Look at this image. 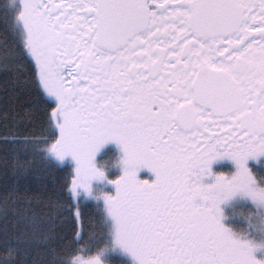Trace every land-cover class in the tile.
<instances>
[{
  "label": "snow or ice",
  "instance_id": "snow-or-ice-1",
  "mask_svg": "<svg viewBox=\"0 0 264 264\" xmlns=\"http://www.w3.org/2000/svg\"><path fill=\"white\" fill-rule=\"evenodd\" d=\"M257 251L264 0H0V264Z\"/></svg>",
  "mask_w": 264,
  "mask_h": 264
},
{
  "label": "flooded vegetation",
  "instance_id": "flooded-vegetation-1",
  "mask_svg": "<svg viewBox=\"0 0 264 264\" xmlns=\"http://www.w3.org/2000/svg\"><path fill=\"white\" fill-rule=\"evenodd\" d=\"M213 167L215 168L216 171L230 172V171L234 170V166L231 164L230 161L227 163V165L225 167H217L216 165H214ZM118 174H119V169H112V170L109 171V175H118ZM140 175H141V177L147 176L149 179H151L153 174H151L148 170H142ZM230 210H231V206H230ZM235 211L238 214L243 215L247 211V209H245L243 206H237L235 208ZM227 222L231 223L232 221L230 219ZM260 253H264V251H257L256 255L258 257H260Z\"/></svg>",
  "mask_w": 264,
  "mask_h": 264
},
{
  "label": "rangeland",
  "instance_id": "rangeland-1",
  "mask_svg": "<svg viewBox=\"0 0 264 264\" xmlns=\"http://www.w3.org/2000/svg\"><path fill=\"white\" fill-rule=\"evenodd\" d=\"M109 188H110V186H109ZM264 255V253H260V256H263Z\"/></svg>",
  "mask_w": 264,
  "mask_h": 264
}]
</instances>
